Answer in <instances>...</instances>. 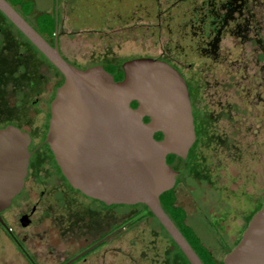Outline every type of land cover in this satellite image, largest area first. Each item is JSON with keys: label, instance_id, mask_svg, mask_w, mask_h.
Wrapping results in <instances>:
<instances>
[{"label": "rangeland", "instance_id": "1", "mask_svg": "<svg viewBox=\"0 0 264 264\" xmlns=\"http://www.w3.org/2000/svg\"><path fill=\"white\" fill-rule=\"evenodd\" d=\"M24 1L31 3L26 12L30 19L36 18L39 12L50 13L51 0ZM64 1L61 0L62 10ZM155 2L156 20L135 19L113 28L74 29L61 11L56 31L57 48L60 55L76 67L99 64L118 68L126 59L146 56L164 60L176 66L187 80L196 76L201 95L198 106L206 104L213 116H218L221 110L230 111L226 119L219 120L215 126L219 133L227 134L235 146L220 142V147L207 155L211 159L213 185L205 182L206 186L202 180L193 179L189 172H182L183 182L174 189L176 204L185 214L184 222L216 263L222 260L226 250L234 247L245 216L264 198V1H258L254 8L251 4L249 14L247 9L242 12L245 0H227L221 4L213 16L220 27L228 25L230 31L220 37L215 34L207 43L206 52L211 57L200 59L192 54L188 45L185 53L175 54L169 37L159 28L168 7L167 0ZM91 7L92 0L83 2L76 20L89 21L86 14ZM236 18L240 20H234ZM150 26L155 29H147ZM58 79V74L0 13V127L6 124L20 129L30 127L31 135L39 138L50 93ZM233 108L239 111L234 112ZM46 160L49 161L38 158L37 164L44 168ZM29 185L28 180L26 187ZM125 209L115 207V215ZM136 210L137 207H132L128 212ZM120 219L114 216L113 220ZM157 228L152 218H146L120 234L117 240L108 241L115 240L82 264H155L164 257L165 264H184L159 228L154 238ZM149 232L153 233V238ZM72 242L71 249L79 244L77 240ZM35 245H39L34 250L41 261L47 245ZM54 247L55 259L64 257L62 246ZM152 248L157 254L151 255ZM13 249L0 229V264H26ZM129 254H133L134 263L127 260ZM168 257H171L170 263ZM211 262L208 263L213 264Z\"/></svg>", "mask_w": 264, "mask_h": 264}, {"label": "water", "instance_id": "2", "mask_svg": "<svg viewBox=\"0 0 264 264\" xmlns=\"http://www.w3.org/2000/svg\"><path fill=\"white\" fill-rule=\"evenodd\" d=\"M0 13L61 75L44 142L69 186L105 204L144 205L188 264H202L158 198L174 182L166 156L185 158L194 141L187 86L177 69L147 56L121 62L118 80L99 64L77 68L5 0ZM28 143L25 131L0 127V211L23 186ZM222 264H264V201Z\"/></svg>", "mask_w": 264, "mask_h": 264}, {"label": "flooded vegetation", "instance_id": "3", "mask_svg": "<svg viewBox=\"0 0 264 264\" xmlns=\"http://www.w3.org/2000/svg\"><path fill=\"white\" fill-rule=\"evenodd\" d=\"M5 1L25 20L24 16L21 14L22 9L19 4H10L9 0ZM58 4L59 0H51V7L49 10L51 12L53 7L54 15L52 36L45 38L41 36L49 44L52 45L55 43L56 47V31L58 23H60V21L58 22L57 17ZM44 13L49 12L44 11ZM25 17L29 22L26 20L25 21L32 28L37 26V16L34 19H30L29 13H26ZM177 71L183 77L182 73L178 69ZM183 79L186 83L188 91L194 131V141L187 150L185 158L181 159L177 156H174L171 158L169 163L167 162V157L165 158L166 163L175 172L174 182L170 188L174 195L172 205L182 210L183 208L176 204L177 199L174 191L177 184L179 182H183L181 180L182 172H186L187 174L189 172L193 179H196L197 181L202 180L205 185L206 183L209 184V186L213 185V182L211 183L210 181L212 164L211 159H209L207 155H209L216 147H220V142H222V144L225 146H235L233 141H231V138H228L227 134H223L222 132L219 133L215 126V123L218 124L219 120L226 119V113H230V111L226 110V112H222L224 110H221V113L219 112L218 116L210 115L206 104L198 106L201 95L199 94L200 84H196L195 82L196 76H192V78H190L191 81H188L189 83L184 77ZM58 80L61 83L62 78L59 76ZM59 84L53 87L52 95L50 93L46 115L44 117V129L39 138L36 139L31 135L29 131L30 127H23L21 129L18 128L22 131H25L29 136V143L27 146L29 156L27 160L26 175L24 177L23 186L20 192L12 198L8 207L0 211V229H2L4 237L8 239L13 245V251H15L26 264H42L45 262L48 264L86 263L87 260L91 259L92 256H97L99 251H101V249H103L105 246L114 243L120 234H125L131 227L136 226L138 222H141L146 218H152L159 230L164 233L162 227L153 218V216L151 217L144 214V210L142 208L143 206L136 204H105L99 200L87 197L78 190L71 188L63 178L53 160L51 152L44 142L47 121L49 117L48 105L53 97L55 88ZM235 110H238V108H233L234 112ZM212 125L214 126L212 127ZM190 149L191 154L188 153ZM38 158L49 159V161L46 160L48 163L44 166V168L43 166L37 164ZM174 162H178V165H175ZM28 180L30 185L26 187ZM33 193L36 195L34 196ZM263 201L264 198L259 203L260 206ZM117 206L126 207V209L118 212V214L116 213L115 215L114 208ZM132 207H137V210L128 212V210H131ZM161 209L163 210L162 207ZM258 209L256 208L245 216V226L250 217ZM164 213L168 216L165 211ZM114 216H119V219L121 216L122 217L118 222H115L113 220ZM245 226L240 230V234ZM158 228L156 235H154L155 239L159 232ZM149 235L151 238H153L152 232H149ZM113 239L115 240L112 243H108V241ZM72 240H77L79 243L78 246L74 247L73 249H71L70 246L71 243H73ZM36 243L47 245L44 253L45 257L41 260L42 262L34 250L39 246H36ZM55 245L62 246L63 250L61 253H63L64 257L55 259L54 255L56 252L53 249L55 248ZM66 245L70 246V248L66 249ZM141 249L144 248L141 247ZM152 250H154V252H151V255L157 254L155 252V248H152ZM172 250L174 253H177L174 247H172ZM49 255H51V257H48ZM131 255H126L127 260L134 263L135 260ZM179 257L184 264H188L183 256L180 255ZM164 260L165 257L163 259H159V261H162L160 263L155 261V264H165ZM170 261L171 257H168L167 262L170 263ZM135 264H138V262H135Z\"/></svg>", "mask_w": 264, "mask_h": 264}, {"label": "trees", "instance_id": "4", "mask_svg": "<svg viewBox=\"0 0 264 264\" xmlns=\"http://www.w3.org/2000/svg\"><path fill=\"white\" fill-rule=\"evenodd\" d=\"M9 1L10 4L17 3L20 5L22 9L21 14L27 21L25 14L27 10L31 8V3L24 0ZM85 1L86 0H65L63 2L65 8L64 10H62V4L59 0L57 13L58 22L60 21L61 11H64V14L68 17L69 24H71L74 29H80L85 27H90L92 29L113 28L114 26H120L126 24L127 22L135 21V19H146L149 21H154L157 17V6L155 0H92L91 10L87 11L88 13L86 14L87 18H90V20L80 22L76 20V16L80 5ZM226 1L227 0H167L166 3L168 7L166 12L163 14V21L161 22L159 28L164 29L165 35L169 37V43L171 45L170 47H175L176 55H182L183 53H185V51H187L188 45L191 49L192 54L197 58H208L210 56L209 53L206 52L207 43L212 39L215 34L220 37L230 31V29L227 28L229 27L228 25L220 27V25L218 24L219 21H216L217 18L213 16V12L218 11L220 5ZM257 2L256 0H245L242 12L247 9V14H249V11L252 10L250 9V5L252 4V8H254L255 5H257ZM239 18H236L234 20L238 21L240 20ZM36 23L37 26L33 28L40 36H43L44 38L49 36L51 37L54 26L53 7L50 13H39L36 18ZM149 28L150 30L155 29L154 26H150L147 29ZM157 28L158 27H156V29ZM183 45L186 46V50ZM43 59L55 72H57V74L61 78V75L58 73V71L44 57ZM213 60L218 61V59ZM169 64L177 68L171 63ZM102 67L112 75L113 79L118 80L121 78L122 72L120 70V66L116 68L114 66L103 65ZM185 80H187V78H185ZM188 81L189 79L187 80V82ZM59 83L60 81L57 80L55 86ZM131 106L134 107L135 102H131ZM143 121H146V118H143ZM154 138L159 139L160 134H154ZM190 152L191 149L188 153L191 154ZM166 157L167 162L169 163L171 161V158L174 157V155L169 154ZM158 198L161 207L168 214L169 218L172 220L174 225L178 228L185 240L188 242L193 251L199 257L202 264H209L211 260L213 264H222L221 259L218 262L214 263L215 261L213 260L209 251L206 250L204 246L200 244L197 235L191 230L188 225L184 223L185 214L183 210L172 205L174 199L173 191L171 189L167 190L161 193ZM136 205L143 206L142 208L144 210V214L152 217V214L144 205ZM259 207H257V209ZM164 234L167 235L165 232ZM166 237L168 239V242L172 244V247L175 248L178 255L183 256L179 249L168 237V235ZM230 250L231 248L226 250L224 254H226Z\"/></svg>", "mask_w": 264, "mask_h": 264}]
</instances>
